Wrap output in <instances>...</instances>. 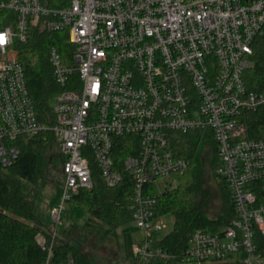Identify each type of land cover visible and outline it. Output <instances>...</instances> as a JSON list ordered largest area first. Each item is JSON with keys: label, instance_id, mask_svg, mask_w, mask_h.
I'll return each mask as SVG.
<instances>
[{"label": "built area", "instance_id": "obj_1", "mask_svg": "<svg viewBox=\"0 0 264 264\" xmlns=\"http://www.w3.org/2000/svg\"><path fill=\"white\" fill-rule=\"evenodd\" d=\"M37 30L63 31L73 46L72 63L48 50L60 87L49 124L35 115L15 46ZM263 34L264 0H0V165L17 158L16 138L54 134L63 157L61 203L50 209L55 226L64 202L92 187L91 160L107 187L126 176L142 232L131 251L135 264H148L176 258L156 246L167 218L157 213V197L189 166L170 136L205 132L235 217L220 231L194 230L177 264H264L254 241L255 232L264 235V141L247 138L242 120L264 105V88L249 90L243 79L253 40ZM123 137L127 151L118 159ZM55 235L49 242L37 235L44 264H56Z\"/></svg>", "mask_w": 264, "mask_h": 264}, {"label": "trees", "instance_id": "obj_2", "mask_svg": "<svg viewBox=\"0 0 264 264\" xmlns=\"http://www.w3.org/2000/svg\"><path fill=\"white\" fill-rule=\"evenodd\" d=\"M15 46L35 115L40 122L49 124L53 119L52 103L60 87L52 74L48 50L55 47L64 63H72L73 46L67 42L65 32L44 30L33 31L28 40L17 41ZM252 50L253 64L244 70L243 79L247 89L261 90L264 88V34L253 40ZM242 120L247 138L264 141V105L244 111ZM124 138H118L115 144L118 159L127 151ZM10 144L15 145L19 153L12 164L0 165V264H44L47 250L39 245L37 235H44L49 242L52 230L47 231L34 212L33 190L24 183L36 184L43 152L54 144L57 147L56 138L51 131H44L30 137L20 136ZM170 146L177 156L188 160L189 166L178 176L176 187L157 197V213L171 216L174 221L170 233L157 241L156 246L177 258L194 230L220 231L235 217V210L226 185L214 174L218 159L215 147L205 132H173ZM55 157L61 164L63 157L58 150L57 154L49 155L48 161ZM90 167L92 187L79 189L69 199L76 204H86L88 208L89 217L82 225L75 222L77 226L90 234L102 223L108 229H114L132 222L129 179L124 176L120 184L107 187L94 160H91ZM254 241L264 258V235L255 232ZM69 258L73 264H82V257L76 248L55 240L50 260L56 264H67ZM176 258L171 263L167 258L155 257L148 264H177Z\"/></svg>", "mask_w": 264, "mask_h": 264}, {"label": "rangeland", "instance_id": "obj_3", "mask_svg": "<svg viewBox=\"0 0 264 264\" xmlns=\"http://www.w3.org/2000/svg\"><path fill=\"white\" fill-rule=\"evenodd\" d=\"M50 154H57L55 144L43 152L36 184H24L33 190V209L44 228L56 232L54 241L69 243L76 248L82 257V264H135L131 244L141 240L142 232L133 221L114 229H108L109 227L102 223L92 233L86 234L77 224L82 225L89 217L87 205L66 201L63 204L61 222L53 225L50 209L61 203L63 177L58 159L55 157L51 162L48 161ZM211 184L214 182L211 181ZM173 221L171 216L165 218L164 234L170 233ZM169 260L173 263L172 258Z\"/></svg>", "mask_w": 264, "mask_h": 264}]
</instances>
